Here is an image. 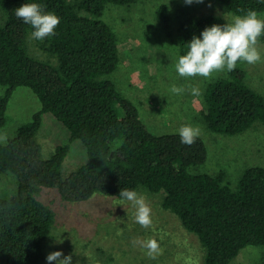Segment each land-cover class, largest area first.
Masks as SVG:
<instances>
[{"label": "trees", "instance_id": "1", "mask_svg": "<svg viewBox=\"0 0 264 264\" xmlns=\"http://www.w3.org/2000/svg\"><path fill=\"white\" fill-rule=\"evenodd\" d=\"M138 0H0V128L19 87L33 90L41 102L32 121L14 138L0 144V172L12 173L18 188L11 197L0 195V264H42L46 242L55 223L52 208L36 197L40 188L57 189L69 202L88 200L99 191L120 198L123 188L165 192L162 205L195 233L205 249V264H231L247 246L264 249V167H248L233 188L225 172H193L209 155L202 137L188 146L178 133L154 134L142 121L137 106L116 84L106 79L119 66L117 34L103 19L109 4L130 5ZM236 15L249 9L264 13V0H215ZM27 2L55 12L61 23L56 35L40 41L60 55V66L29 55L30 25L15 15ZM165 30L170 28L168 6L157 11ZM224 25L215 15L182 22L179 47L186 54L193 36L206 27ZM264 37L260 38V44ZM237 66L227 77L210 82L205 92L203 122L216 133L240 134L264 123V95L246 83ZM51 113L70 132L66 145L47 160L37 134L43 115ZM79 140L88 162L62 176L71 144ZM123 199V198H120Z\"/></svg>", "mask_w": 264, "mask_h": 264}, {"label": "rangeland", "instance_id": "2", "mask_svg": "<svg viewBox=\"0 0 264 264\" xmlns=\"http://www.w3.org/2000/svg\"><path fill=\"white\" fill-rule=\"evenodd\" d=\"M162 5L168 6L171 17L168 30L164 29L157 14ZM3 14L0 8V22H3ZM207 15H215L225 23L236 16L215 0L191 5L184 0H138L125 6L107 5L103 19L117 34L120 63L116 71L105 78L113 81L137 106L142 121L154 134L178 133L182 125H199L202 128L200 137L205 140L209 155L203 166L191 170L213 175L225 172L228 182L235 188L248 167H264V123L259 121L245 132L234 135L211 131L202 118L206 107L205 92L210 82L227 77L229 72L215 73L211 79L185 80L174 67L181 55L182 22ZM32 32L33 29H29L26 38L29 55L60 66L58 51L50 44L33 39ZM260 47L264 54V43ZM237 66L246 71V83L264 95V62L238 63ZM173 84L197 86L202 95L194 96L190 91L172 94L169 89ZM4 91L0 85V95ZM41 108L32 89L17 88L9 102L7 123L0 128V133H7V142L16 136L22 125L32 121ZM37 139L42 145L43 159L47 160L59 146L69 142L70 132L53 114L45 113ZM87 162V148L81 141H74L61 169L63 178ZM17 188L14 174L0 172L1 196L11 197ZM137 192L145 196L152 208L153 223L148 229L135 222V209L124 199L97 191L86 201L69 202L57 189L40 188L36 197L55 213L51 237L46 242V257L51 252L61 251L65 256H73V264H205V249L199 237L186 229L176 214L163 208L165 192L152 193L143 186ZM137 238L157 239L161 253L150 258L146 249L133 246L132 241ZM42 264H48L47 259ZM231 264H264V249L247 246Z\"/></svg>", "mask_w": 264, "mask_h": 264}, {"label": "clouds", "instance_id": "3", "mask_svg": "<svg viewBox=\"0 0 264 264\" xmlns=\"http://www.w3.org/2000/svg\"><path fill=\"white\" fill-rule=\"evenodd\" d=\"M188 5L203 3L204 0H184ZM211 6V5H209ZM15 15L25 24L33 28L32 38L43 41L56 35V29L61 18L52 11H46V6L38 2H27L15 9ZM202 39L193 36L187 44V52L178 57L174 65L179 77L190 80L197 77L211 79L215 73L234 71L238 63L254 65L264 62V54L260 47V38L264 37V16L256 10L249 9L244 15H236L224 25L214 24L206 27L201 33ZM170 93L181 95L190 91L194 96H201L202 91L194 85L173 84ZM181 143L192 145L202 135L199 125L186 124L178 129ZM7 133H0V142L7 143ZM120 198L131 203L135 209V222L144 229L152 226V208L145 196L136 190L123 188ZM123 222V221H121ZM133 246L146 249L150 258H155L162 251L160 243L155 238L133 239ZM48 264H73V256H65L61 251H54L46 257Z\"/></svg>", "mask_w": 264, "mask_h": 264}]
</instances>
